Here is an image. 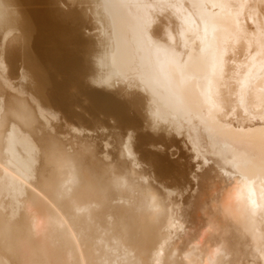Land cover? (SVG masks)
<instances>
[{
	"label": "bare ground",
	"instance_id": "1",
	"mask_svg": "<svg viewBox=\"0 0 264 264\" xmlns=\"http://www.w3.org/2000/svg\"><path fill=\"white\" fill-rule=\"evenodd\" d=\"M0 264H264V0H0Z\"/></svg>",
	"mask_w": 264,
	"mask_h": 264
}]
</instances>
